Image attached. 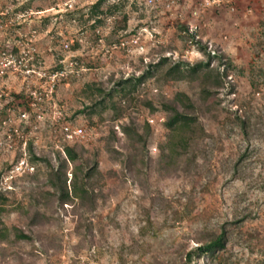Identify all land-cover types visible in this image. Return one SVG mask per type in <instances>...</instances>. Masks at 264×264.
Here are the masks:
<instances>
[{
	"label": "rangeland",
	"instance_id": "rangeland-1",
	"mask_svg": "<svg viewBox=\"0 0 264 264\" xmlns=\"http://www.w3.org/2000/svg\"><path fill=\"white\" fill-rule=\"evenodd\" d=\"M68 1L0 2V190L11 192L7 193L10 213L3 222L12 231L26 230L30 205L33 199L39 200L43 189L46 169L42 164L29 163L27 143H33L37 154L54 158L66 142L61 128L70 125L85 131L84 139L75 145L82 148L85 159L95 157L98 163L100 196L96 211L89 216L95 230L90 241L84 239L75 231L78 214L70 206L57 210L51 204L43 210L49 220L36 231L37 244H19L4 251L0 244V264H117L119 245L143 238L144 209H150L159 226L165 216L157 208L170 204L177 210L189 198L194 201L191 217H177L171 228L156 239L150 238L151 253L139 258L138 264L155 260L156 264H170L169 260L194 247L201 230L197 220L200 213L213 224L250 215L234 230L226 254L232 264H258L264 260V141L248 144L236 129L223 128L225 114L216 111L214 118L209 105L217 101L204 94L205 111L200 121L213 140L199 142L197 167L187 171L182 159L169 167L164 155L160 156L159 146H164L166 130L165 114L159 106L146 109L125 102L122 105L128 107L129 116L117 121L112 120L110 111L111 103L118 100L116 96L94 110L90 108L97 84L110 77L139 74L141 62L150 60L157 47L170 48L174 58L197 60L199 53L181 40L178 24H188L191 32L246 69V74L251 62L264 67V45L259 46L264 32V0H160L154 6H147L145 0H116L112 2L115 11L92 20L88 18L90 4L76 2L66 10L64 4ZM170 2L173 4L167 9ZM123 16L127 17L126 33L122 30ZM142 29L156 41L152 45L145 34L144 53L133 48L107 53L113 42L128 40ZM30 46L35 50L26 68L13 71L1 65L2 53L18 59ZM26 70L31 72L26 75ZM60 70L67 75L58 79L53 89L40 78ZM233 79L236 91L230 97L231 103L223 106L231 110L251 93L246 76ZM196 86L183 82L162 85L148 80L138 95L152 99L162 93L171 98L177 91H185L198 100ZM32 92L41 93V100L32 99ZM18 94L26 98L28 111L6 107ZM253 100L260 106L264 89ZM129 120L151 130L146 157L141 147L122 133L120 125ZM246 150L248 157L235 169L234 164ZM134 155L136 165L129 169L128 158ZM23 158L33 170H19ZM71 168L68 164V180ZM247 234L254 236L251 241Z\"/></svg>",
	"mask_w": 264,
	"mask_h": 264
},
{
	"label": "trees",
	"instance_id": "trees-1",
	"mask_svg": "<svg viewBox=\"0 0 264 264\" xmlns=\"http://www.w3.org/2000/svg\"><path fill=\"white\" fill-rule=\"evenodd\" d=\"M116 9L111 0H96L89 7L88 18L92 20L110 15ZM122 23L123 33H126V16H123ZM176 29L185 44L196 48L200 55L197 60L190 62L184 57L174 58L170 48L157 47L153 50V57L150 60L145 63L141 62L143 67L139 74L126 78L122 76L116 79L110 77L106 82L97 84L90 108L94 110L103 105L106 100H112L116 96L118 100L111 103L110 111L112 120L117 121L129 116L128 107L122 105L125 102L132 101L133 105L146 109H155L156 106H159V109L165 114L163 127L166 130L164 146H159L160 156L164 155L165 164L169 167L175 166L177 161L182 159L185 169L189 171L191 168L197 167L199 142L205 138L213 140V136L206 133L200 121V115L205 111V105L202 102L204 94L217 101V103L212 102L209 105L214 118H216L214 114L216 111L225 114L223 128L236 129L243 141L248 144L253 140L264 141V102L260 106H256L253 100L254 96L259 95L264 89V67L251 62L246 74V69L236 66L218 48L213 49L208 42L199 38L195 32H191L188 24H178ZM119 41L120 39L112 44H117ZM263 45L264 32L259 46ZM255 54L258 55V52ZM245 76L248 78L251 88L249 97L241 100L235 110L223 107L226 102L231 103L230 97L236 91V83L233 78ZM148 80H154L157 84L162 85L179 82L188 85L196 83L198 100L185 91H177L171 98L162 93L152 99L140 97L138 92ZM25 99L23 94L14 95L13 100H9L6 107L14 110L20 107L24 111H28V103ZM120 127L122 133L131 143L141 147L142 156L146 157L149 153L148 137L151 134L149 126L138 127L137 124L129 120V122L121 124ZM164 149H166L165 154ZM26 152L31 165L42 164L46 169L43 189L39 200L33 199V204L30 205L32 211L29 210L27 213V229L20 228L15 231L8 229L3 222V217L10 213L7 193L11 192L0 190V244L4 246L1 250L4 251L19 244H30L34 247L38 242L36 231L42 228L46 220H49L43 210L51 204H54L57 210L63 209L64 205L70 206L78 214L75 231L90 241L95 228L89 216L96 211L100 196V192L97 190L100 184V174L96 158L85 159L82 148L69 142H65L61 146V151L57 152L54 158L37 154L31 141L26 145ZM201 152L206 153L202 150ZM248 155L249 150H246L239 156L234 164L235 169H239ZM136 161L135 155L129 156V169L136 165ZM68 164L72 165L70 180L67 178ZM156 210L164 214L163 222L157 226L151 217L150 209H144L143 238L132 239L129 244L121 243L116 251L117 264H138L139 258L150 255L152 244L149 239H156L165 229L171 228L177 217L181 220L190 218L194 211V201L189 198L177 210L173 209L170 204ZM250 217V215H243L232 222L213 224L209 218L200 213L197 220L201 222V230L195 246L168 262L170 264H201V262L232 264L226 254L227 245L232 240L234 230L238 229ZM253 237V235L247 234L248 241H251ZM39 250L42 249L39 248ZM133 258H136L135 262L131 261ZM150 264H156V260L155 262L151 261ZM258 264H264V260Z\"/></svg>",
	"mask_w": 264,
	"mask_h": 264
},
{
	"label": "built area",
	"instance_id": "built-area-1",
	"mask_svg": "<svg viewBox=\"0 0 264 264\" xmlns=\"http://www.w3.org/2000/svg\"><path fill=\"white\" fill-rule=\"evenodd\" d=\"M112 2H115L116 0H111ZM160 0H145V4L147 6H154L157 2H159ZM1 2V0H0ZM76 2H85L88 3L90 5H93L96 0H69L67 3L64 4L66 10L68 9H72L75 6ZM173 4V2H170L168 4H166V8L170 9L171 5ZM5 13H7V11H5ZM4 13H1V15H3ZM194 16H197V13H194ZM145 34L149 35V41L151 42L152 45L156 44V41L152 38L151 33L146 31L145 29H142L141 32L132 35L128 40H120L119 43L117 44H113L112 46H110L107 49V53L112 54L114 50L116 49H128V48H133L134 50H136L138 53L142 54L145 52V46L143 45V38H146L147 36H145ZM65 48H68V45H65ZM34 48L33 47H28L27 50H24L22 53V56L20 55V57L17 59L13 54L11 53H2V66L4 68H8V67H12V70L15 71L17 70L19 67L21 66H25V64L27 62H29L32 59V53L34 52ZM31 71L30 70H26L24 71V73L26 75H28ZM67 75V73L63 70L57 71L49 76L43 75L40 76L41 79H46V82L50 83L51 88L53 89L56 85V81H58V79L63 78ZM42 96L41 93H37V92H32L30 93V97H32V99L34 100H41L40 97ZM32 107H35L36 104L33 103L31 104ZM23 117H25V114L22 115ZM150 123H152L151 120H149ZM61 133L62 136L64 137V140L66 142L69 143H76V142H80L82 139H84V137L86 136L85 131L82 128H73L70 125H63L61 128ZM19 170H23V169H30L33 170L32 166H29L27 163V160L25 158L21 159V161L19 162Z\"/></svg>",
	"mask_w": 264,
	"mask_h": 264
}]
</instances>
